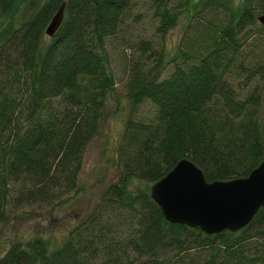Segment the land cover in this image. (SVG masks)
Listing matches in <instances>:
<instances>
[{
    "label": "trees",
    "instance_id": "1",
    "mask_svg": "<svg viewBox=\"0 0 264 264\" xmlns=\"http://www.w3.org/2000/svg\"><path fill=\"white\" fill-rule=\"evenodd\" d=\"M29 1L0 36V223L26 206L55 207L76 188L116 86L108 42L139 18V0ZM18 5L0 0V16ZM148 9L154 35L122 44L125 56L133 52L118 178L59 246L13 241L0 264H264V208L236 232L207 235L167 222L148 191L128 187L155 183L182 159L208 182L246 177L264 161V0H149ZM183 12L170 54L166 36ZM145 101L154 120H134Z\"/></svg>",
    "mask_w": 264,
    "mask_h": 264
},
{
    "label": "rangeland",
    "instance_id": "2",
    "mask_svg": "<svg viewBox=\"0 0 264 264\" xmlns=\"http://www.w3.org/2000/svg\"><path fill=\"white\" fill-rule=\"evenodd\" d=\"M17 1L18 7L7 18L0 16V36L10 26L21 22L25 16L24 13L30 1ZM239 2L240 0H235V4ZM148 8L149 0H139L135 10L139 14L138 21L130 20L129 26L119 34V39L116 41L111 39L108 42L107 50L116 86L106 99L103 126L85 151L83 169L76 188L65 195L55 207L26 206L12 214L5 223H0L1 251L13 241H26L34 237L42 238L52 248L59 246L68 231L97 203L102 189L118 178L116 148L123 136L127 117L131 115V105L123 87L127 80L126 68L131 59L132 49L126 50L127 56H125L122 44L125 41L127 45L133 46V39L149 38L154 35L155 20L152 9ZM187 13L183 12L177 25L166 36V45L170 54L175 52L181 38L183 27L189 16ZM48 39L49 36L45 34V42ZM154 115V106L149 101H145L138 106L133 118L134 120L153 121ZM152 185L153 183L138 179H131L128 183L131 191L146 190L149 193Z\"/></svg>",
    "mask_w": 264,
    "mask_h": 264
},
{
    "label": "water",
    "instance_id": "3",
    "mask_svg": "<svg viewBox=\"0 0 264 264\" xmlns=\"http://www.w3.org/2000/svg\"><path fill=\"white\" fill-rule=\"evenodd\" d=\"M65 5L61 4L45 29L49 37L62 24ZM258 22L264 25V14ZM149 195L171 224L199 228L207 235L236 232L264 208V161L246 177L208 182L200 168L182 159L153 183Z\"/></svg>",
    "mask_w": 264,
    "mask_h": 264
}]
</instances>
